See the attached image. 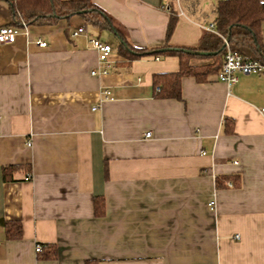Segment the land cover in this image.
I'll list each match as a JSON object with an SVG mask.
<instances>
[{
  "label": "crops",
  "instance_id": "crops-1",
  "mask_svg": "<svg viewBox=\"0 0 264 264\" xmlns=\"http://www.w3.org/2000/svg\"><path fill=\"white\" fill-rule=\"evenodd\" d=\"M92 1L147 52L129 61L115 32L82 15L12 26L0 0V27L16 31L0 43V264H264V73L232 84L187 76L180 100L154 95V75L180 67L159 51L216 32L221 0ZM92 37L113 46L108 74ZM9 165L24 167L5 180ZM10 220L20 239L6 238Z\"/></svg>",
  "mask_w": 264,
  "mask_h": 264
},
{
  "label": "trees",
  "instance_id": "trees-1",
  "mask_svg": "<svg viewBox=\"0 0 264 264\" xmlns=\"http://www.w3.org/2000/svg\"><path fill=\"white\" fill-rule=\"evenodd\" d=\"M11 7L12 26L55 24L62 19H72L82 15L89 23H93L102 29H110L119 38L120 53L129 61L147 52V49L135 48L128 42L126 33L119 27L114 18L102 10L92 0H5ZM172 12L168 24L167 38L175 29L177 13L170 7ZM216 17L214 25L216 32H205L196 47H176L169 44L165 55L171 54L179 57L180 67L176 72L156 73L153 78L155 88L154 95L158 98L182 97V78L194 77L199 82H205L212 74L219 73L226 57L225 38L229 41L231 49L253 60L264 64V39L262 28L264 23V1L262 0H221L215 8ZM189 50H199L211 53V55H194ZM158 53V52H157ZM196 58L208 59L209 63L194 64ZM23 165H9L5 167L3 177L5 180L12 179L15 171L22 169ZM30 169V166L28 167ZM239 176L235 177L234 183L238 185ZM228 180L224 177L217 178V186H223ZM95 208L97 215L105 213L104 196L96 197ZM23 233V225L17 220H10L6 224V238L20 239ZM44 247V248H43ZM44 258H53L57 255L53 245L42 246L39 251ZM84 264H98L97 260L88 259Z\"/></svg>",
  "mask_w": 264,
  "mask_h": 264
},
{
  "label": "built area",
  "instance_id": "built-area-1",
  "mask_svg": "<svg viewBox=\"0 0 264 264\" xmlns=\"http://www.w3.org/2000/svg\"><path fill=\"white\" fill-rule=\"evenodd\" d=\"M208 30L215 31V25L211 24L208 28ZM86 29L84 27H78L77 31L74 32V35L80 34L85 32ZM16 38V31L14 28L10 25H3L0 27V43H9L14 42ZM225 44H226V57L225 61L223 63V66L221 68V71L217 73V78L221 82H224L225 84H232L238 81L239 73L244 74H251V73H264V64L258 60H253L247 56H244L243 54H238L234 52L231 47L229 41L225 38ZM38 45L42 47H46V42L38 40ZM90 43L93 44V47L98 52V58L100 63V70L99 73L101 74H108V70L112 67V59L110 58V55L113 50V46L111 43L103 41L99 37H92L90 40ZM98 71L93 70V74H97ZM111 90L107 89L104 91L105 98L108 99V97H111ZM97 106H94L93 109H96ZM147 136H151V132L147 133ZM26 180H31V176L28 174L25 176ZM229 185L231 183L229 182ZM42 246L38 244L36 248V252L39 253L41 251Z\"/></svg>",
  "mask_w": 264,
  "mask_h": 264
},
{
  "label": "rangeland",
  "instance_id": "rangeland-1",
  "mask_svg": "<svg viewBox=\"0 0 264 264\" xmlns=\"http://www.w3.org/2000/svg\"><path fill=\"white\" fill-rule=\"evenodd\" d=\"M103 34L105 37H108V40L111 41L113 44H117L116 43V36L113 32L107 30V31H103Z\"/></svg>",
  "mask_w": 264,
  "mask_h": 264
},
{
  "label": "water",
  "instance_id": "water-1",
  "mask_svg": "<svg viewBox=\"0 0 264 264\" xmlns=\"http://www.w3.org/2000/svg\"><path fill=\"white\" fill-rule=\"evenodd\" d=\"M169 48H166V49H163V50H161L162 52H165L166 50H168ZM186 51L188 52V53H191V54H194V55H211V53H208V52H204V51H199V50H196V51H194V50H189V49H186Z\"/></svg>",
  "mask_w": 264,
  "mask_h": 264
}]
</instances>
